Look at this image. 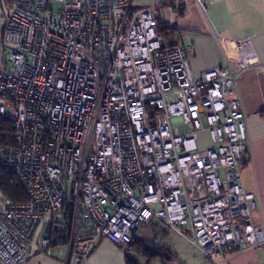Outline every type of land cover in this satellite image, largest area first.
Listing matches in <instances>:
<instances>
[{"label":"built area","instance_id":"built-area-1","mask_svg":"<svg viewBox=\"0 0 264 264\" xmlns=\"http://www.w3.org/2000/svg\"><path fill=\"white\" fill-rule=\"evenodd\" d=\"M54 1L55 14L50 0H0V122L12 132L0 170L27 198L0 194L1 261L20 264L38 228L41 252L76 264L101 239L126 249L154 222L211 264L264 245L258 194L240 179L251 141L237 81L264 71L250 40L193 76L185 47L159 35L156 3ZM202 119L212 143L197 148Z\"/></svg>","mask_w":264,"mask_h":264},{"label":"crops","instance_id":"crops-1","mask_svg":"<svg viewBox=\"0 0 264 264\" xmlns=\"http://www.w3.org/2000/svg\"><path fill=\"white\" fill-rule=\"evenodd\" d=\"M210 1L212 3L202 10L194 0H132L136 5L157 4V31L165 29L164 34L161 32L159 35L167 45L181 44L185 47L193 76L220 65L223 48L246 39L250 40L264 67V0ZM237 91L251 141V159L241 165L240 179L246 191L258 194L257 205L251 210L252 222L258 229L264 223V71L258 67L243 71L237 81ZM154 241L159 245V251L160 246L166 249L161 251L166 252L170 259L172 255L167 247ZM61 251L64 252L61 256H48L38 249L37 243L31 244L20 264H76L73 255L67 254L64 249ZM138 253L141 255L140 251ZM175 255L183 264H211L203 255V258L177 252ZM160 257L163 258L162 255ZM127 259L131 260V264L134 261L137 263L127 256L125 250L108 239H101L79 264H128ZM0 264L5 263L0 259ZM224 264H264V245L232 254Z\"/></svg>","mask_w":264,"mask_h":264},{"label":"rangeland","instance_id":"rangeland-1","mask_svg":"<svg viewBox=\"0 0 264 264\" xmlns=\"http://www.w3.org/2000/svg\"><path fill=\"white\" fill-rule=\"evenodd\" d=\"M134 1L138 2V0H134ZM61 6H62L61 2L50 0L49 7L54 14L57 13V11ZM3 9L6 10L5 5H3ZM2 25H3V17L0 14V34H1ZM1 53L2 50L0 43V58H1ZM4 114L6 117H9L11 115L10 106L5 107ZM201 122L203 128L205 129L197 134L196 142H195L197 148L208 147L212 143L210 134L206 129L207 127L206 121L202 119ZM178 129L180 131H184L186 127L184 125H179ZM155 208L157 209L158 206H156ZM142 235H148L152 237L155 236V240L159 244L165 245L167 247V250L171 252L172 257L170 259H166V257L161 258L159 256V257H155L154 259H151V261L148 262L146 258L142 257V255H139L138 253L139 244L135 242L133 246H129L124 250L125 253H127V256L135 259L138 264H183L182 261H180V259L175 255L176 252L178 254L187 255L188 257L203 258L202 254L197 249H195L185 238L179 236L170 229H165V228L162 229L160 225H157V222H154L150 226H145L140 228L136 236L137 239H139V237ZM38 239H39V228L36 230L33 236L32 244L35 245Z\"/></svg>","mask_w":264,"mask_h":264},{"label":"trees","instance_id":"trees-1","mask_svg":"<svg viewBox=\"0 0 264 264\" xmlns=\"http://www.w3.org/2000/svg\"><path fill=\"white\" fill-rule=\"evenodd\" d=\"M164 30L165 29H163L162 31L159 30V33L163 32L162 34H164ZM262 115L264 116V112ZM7 136L12 137L10 124L6 121H1L0 122V143H3ZM0 194L9 198L14 203H22L27 200L26 195L23 189L20 187V185L16 183V181L12 178V176L8 172L3 171V170H0ZM135 242L139 244L138 252L140 251L142 257L146 258L148 262L152 258L160 256V255L150 254L149 251L144 247L142 241L137 239V237L133 239V241L130 243L129 246H133ZM160 249L162 251L163 250L166 251V249L163 246H160ZM127 262L128 264H131V260L127 259ZM132 263L137 264L135 261Z\"/></svg>","mask_w":264,"mask_h":264},{"label":"water","instance_id":"water-1","mask_svg":"<svg viewBox=\"0 0 264 264\" xmlns=\"http://www.w3.org/2000/svg\"><path fill=\"white\" fill-rule=\"evenodd\" d=\"M144 247L149 251L150 254L152 255H162L163 257H166V259L169 258V256L167 255L166 252H160L159 251V245L154 241V239L152 237L146 236V235H142L139 238Z\"/></svg>","mask_w":264,"mask_h":264},{"label":"flooded vegetation","instance_id":"flooded-vegetation-1","mask_svg":"<svg viewBox=\"0 0 264 264\" xmlns=\"http://www.w3.org/2000/svg\"><path fill=\"white\" fill-rule=\"evenodd\" d=\"M161 251V250H160ZM162 252V251H161Z\"/></svg>","mask_w":264,"mask_h":264}]
</instances>
